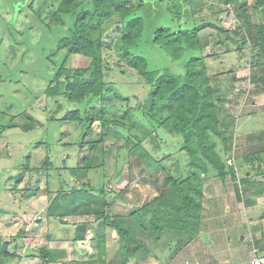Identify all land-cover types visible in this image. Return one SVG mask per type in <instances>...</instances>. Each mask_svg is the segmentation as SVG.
I'll return each instance as SVG.
<instances>
[{"label":"trees","instance_id":"16d2710c","mask_svg":"<svg viewBox=\"0 0 264 264\" xmlns=\"http://www.w3.org/2000/svg\"><path fill=\"white\" fill-rule=\"evenodd\" d=\"M222 2L240 5L241 9L246 6L241 0ZM205 4L206 0H49L42 29L45 39L58 32L51 38L56 46L43 53L27 43L25 48H30L29 55L37 54L39 63L51 68L39 75L47 84L43 94L48 102L56 104L60 99L73 105L65 109L63 117L53 114L48 122L80 125V136L75 142L63 143L64 147H75L80 152L84 137L95 123L101 124V140L93 142L92 147L102 144L104 160L95 165L94 156H86L71 167L67 165L69 156L57 166L46 157L39 167L27 164L25 172L34 174L31 178H35V173L45 176L44 192L49 196L54 193V175L59 182L47 209L48 217L66 225L64 217L67 216L94 217V222L86 220L75 224L73 233L74 243L86 241L89 232L94 233L95 252L90 260L66 261V250L43 246L39 249L41 264L61 260H64L62 264H128L138 256L156 257L157 252L162 254L164 263L169 264L201 230L208 174L212 171L214 178L224 182L237 181L236 140L228 134L221 118L227 94H221L218 74L212 78L209 72V55L204 53L199 33L206 28L217 30L226 37V53L232 52L228 39L236 41L239 52L249 48L255 81L264 82V20L255 25L247 20L249 28L245 29L237 16L229 14L218 21L215 20L216 10L202 14ZM254 9L264 16V0H254ZM109 51L117 56V68L125 63L139 76L140 90L132 96L134 105H131L132 97L118 91L117 83L109 79L111 71L116 69L105 56ZM55 54H61L57 61L53 58ZM74 54L89 58L90 65L70 67L68 61ZM156 58L158 64L153 60ZM165 61L177 63L178 69L165 65ZM229 73L231 90L241 78L235 72ZM61 101L58 111L64 106ZM24 116L27 121L22 128L34 130V115L25 112ZM7 128L9 125H0V135ZM160 130L182 138L180 151L189 159L187 169L176 165L175 170L170 171L166 165L170 155L156 156L165 144ZM114 148L127 163V167H121L118 177L125 172L128 180L116 195H111L104 181L96 185L89 175L92 170L102 168V176L109 177L106 157ZM255 154L253 151L241 156L240 165L243 162L252 165L256 161ZM140 167L156 175L164 174L161 191L135 180ZM257 169L258 174H264L262 168ZM24 173L17 177V184L22 182ZM40 176L36 184L25 189L31 197L43 191ZM116 178L110 177L108 183H114ZM249 179L241 178L243 192L246 183H251ZM260 190L264 193V189ZM107 227L118 234L117 259L107 257ZM19 237L21 233L13 240ZM25 243L23 239L15 249H22ZM26 254L34 256L31 250ZM18 256L9 249V242L3 243L0 264H7Z\"/></svg>","mask_w":264,"mask_h":264},{"label":"rangeland","instance_id":"374dc122","mask_svg":"<svg viewBox=\"0 0 264 264\" xmlns=\"http://www.w3.org/2000/svg\"><path fill=\"white\" fill-rule=\"evenodd\" d=\"M48 3L49 0H0V125H9V128L0 135V210H4L0 212V224L3 225V234H6L1 235L3 231L2 227H0V236H12V234H17L24 229V231L26 230L24 236L30 235L34 239H40L34 244L31 241L29 244L30 248H37V245H42V247L64 249L68 252L66 261H86L90 260V255L95 252L94 243H92L94 233L90 231L87 240L79 243L73 242V233L75 224L86 220L94 222V217L83 215L64 217L68 225L62 224L57 218L48 217L47 209L51 202V197L58 190L59 182L56 181V175L52 178L54 180V193L49 196L44 192L46 187L45 176L37 175L34 172L35 178L33 179L31 176H34V174H30L31 172L28 170L25 172L27 164L30 167H39L44 164L46 157H49L57 166L60 160L69 156L67 165L71 167L77 165L78 161L86 156L93 155L95 165L100 164L104 160L102 144L95 148L92 147L93 142L101 140V124L95 123L92 130L84 137L85 144L80 152L75 147L66 148L63 146L65 142L74 143L80 136V125L60 121L48 122V117L53 114L58 118L63 117L65 109L73 105L62 100L64 106L58 111L57 106L61 101L60 99L57 100L56 104L53 101L48 102L49 99L43 94L47 84L45 79L40 78L39 75L45 74L51 68L39 63L36 58L38 57L37 54L29 55L28 51L30 48H25L27 43L40 53H43L44 51L50 52L56 46V42L51 38L58 32L45 39L42 29L44 9ZM243 3H246V6L241 9L240 5L225 4L222 0H206L201 12L205 14L210 11H218L215 18L218 21H222L229 14L235 18L237 16L245 29L249 28L246 24L247 20L253 25L264 20V16L254 9V0H241V4ZM199 37L204 45V53L209 55L207 60L209 72L212 78L218 74L221 94H227L224 97L221 118L227 126L228 134H231L236 140L234 156H236L237 167L239 168L242 162L241 156L251 154L254 151L256 153L254 155L256 161L253 162V166H250H252V169L257 170L258 174L257 168L264 167V109L258 111L260 106H264V82L262 80L255 81V73L251 67V51L249 48L244 49L243 52L237 51L238 45L236 41L228 39L227 44L232 49V52L226 53V37L220 35L217 30L212 28L200 31ZM17 43L22 44L18 46ZM153 52H155L154 49L152 50ZM158 54L161 55L160 53ZM60 56L61 54H55L53 58L57 61ZM105 56L109 63L116 68L111 71L109 79L111 78L117 83L118 91L132 97L134 92L136 93L140 90L137 86L139 76L128 68L125 63H122L117 68V56L114 52L106 53ZM153 60L158 64V58ZM90 62L89 58L81 54H74L70 57L68 65L72 68H86L90 65ZM170 64L173 68L178 69L177 63L165 61V65ZM230 71L235 72L236 76L241 78L231 90L228 86L232 76L229 73ZM244 77L245 79H243ZM132 84H135L136 87H133ZM131 102V105L136 103L133 97ZM25 112L34 115L32 120L36 127L34 130L26 131L22 128V124L27 121L24 116ZM121 113L119 112V114ZM245 130H249L250 135H247L248 137H240ZM159 133L165 144H162V148L157 151L156 156L161 158L164 154L170 155L166 159V165L170 171L175 170L174 166L176 167V165L181 169H187L189 159L185 152L180 151L183 143L182 138L168 134L166 130H160ZM247 139H250L251 142L245 150L243 143ZM37 142L44 145L36 146L35 143ZM146 145L150 150L152 149L149 143ZM121 158L122 156H119L116 148L111 149L106 157V172L109 177L104 178L102 176L104 172L102 168L92 170L89 175L92 182L96 185L104 181L111 195H116L128 180L125 172L123 174L120 173L121 175L118 177L121 167H127L126 161ZM230 162L232 163L233 159ZM242 164L249 166L246 162ZM42 172L45 171L43 170ZM21 173H24L23 180L17 184V177ZM39 176L41 177L40 188L43 191L37 197H31V194H26L25 189L26 187L29 188L30 185L36 184ZM110 177H117L114 183H108ZM164 177L163 173L156 175L146 168L140 167L136 171L135 180L141 182L143 186L150 185L154 189L161 191ZM213 182V173L211 171L205 183L207 190L208 186H212L214 191L216 190V185H210ZM210 192L213 191L210 190ZM259 210V212L250 217L264 213V207ZM212 223H214L213 219H211V226H213ZM106 233L108 260L117 259L116 256L119 254L118 234L110 227H107ZM244 234H246V230L243 231L239 238L234 237L235 240L238 238V241H235L233 248L238 250V252L240 248H236L237 242L239 245L241 244L240 241L243 239ZM246 237L248 241V235ZM23 239L22 237L16 240L12 238L10 244L21 243ZM247 241L242 243V251L247 248ZM15 248L16 246L10 247L11 252H17L18 249ZM249 249L252 250V247L250 246ZM169 253L167 252V254ZM228 254L229 252L224 254L226 259ZM169 255H166V257ZM25 257L29 258L26 253ZM182 257H186L182 259L183 262L187 261L188 264H194V260L187 257V254L182 255ZM37 258L38 260L34 261L36 262L35 264H41L40 257L37 256ZM28 262L33 264V260H28ZM63 262L64 260H61L55 264H62ZM128 264L165 263L162 254L157 252L156 257L138 256Z\"/></svg>","mask_w":264,"mask_h":264},{"label":"crops","instance_id":"0c3cea01","mask_svg":"<svg viewBox=\"0 0 264 264\" xmlns=\"http://www.w3.org/2000/svg\"><path fill=\"white\" fill-rule=\"evenodd\" d=\"M261 109H264V106H260L258 111ZM248 131H243L240 137H248L250 135ZM249 144V140H247V143H243L245 150ZM239 166V168L237 167L238 179L236 182L231 180L224 182L213 177L214 182L210 185H216L215 191L212 186H208L207 190L205 184V202L201 230L198 236L178 253L169 264H188L187 261L183 262L182 260L186 258L182 257L185 254L194 260V264H249L254 250H257L259 254H264V213L250 217L264 207V193L260 190L264 189V174H257V170L252 169L250 165L245 166L242 164ZM262 170L264 171L263 166ZM243 177L250 178L249 181L251 182L250 184L246 183L244 192L241 183V178ZM259 184L260 187H258ZM210 190L213 192H210ZM211 219L214 222L212 223L213 226H211ZM0 227H2L3 231L1 235H6L3 234V225L0 224ZM244 230H246V234L241 239L240 245L237 242L236 248H240V251H242V243L247 241L246 235L249 237L248 246L240 253V251L234 250L233 245H235V241H238ZM25 231L22 229L19 232L26 240L25 245L22 249H18L17 255L19 256L9 260L7 264H31L28 260H33V264H35L36 262L34 261L38 260L37 256H39V249L42 245H37V248H30L29 244L31 241L34 244L40 239H34L30 235L24 236ZM19 233L12 234V236H0V249L3 247V242H9V249L17 246L18 242L10 243L12 238ZM235 236L238 237L237 240L234 239ZM250 246L252 250L249 249ZM49 248L56 249L53 247ZM28 250H31L34 256L26 258L25 253ZM226 252H229L227 259L224 255Z\"/></svg>","mask_w":264,"mask_h":264},{"label":"built area","instance_id":"2783aa9c","mask_svg":"<svg viewBox=\"0 0 264 264\" xmlns=\"http://www.w3.org/2000/svg\"><path fill=\"white\" fill-rule=\"evenodd\" d=\"M249 264H264V254H259L257 250H254V254L249 261Z\"/></svg>","mask_w":264,"mask_h":264}]
</instances>
